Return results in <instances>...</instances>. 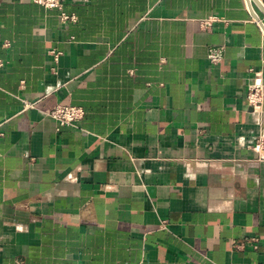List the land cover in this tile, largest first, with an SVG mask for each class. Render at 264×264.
<instances>
[{
    "label": "crops",
    "instance_id": "0c3cea01",
    "mask_svg": "<svg viewBox=\"0 0 264 264\" xmlns=\"http://www.w3.org/2000/svg\"><path fill=\"white\" fill-rule=\"evenodd\" d=\"M64 10L0 0V264H264V0Z\"/></svg>",
    "mask_w": 264,
    "mask_h": 264
},
{
    "label": "built area",
    "instance_id": "2783aa9c",
    "mask_svg": "<svg viewBox=\"0 0 264 264\" xmlns=\"http://www.w3.org/2000/svg\"><path fill=\"white\" fill-rule=\"evenodd\" d=\"M49 8H58L60 10V18L63 22L75 21L76 16L70 14L64 10V0H33ZM215 20V17H209L202 20V25L210 27V24ZM1 29V24H0ZM5 46L9 45V41H5ZM56 61H59L62 52L51 50L50 51ZM210 58L213 63L220 61L221 57L215 51L210 53ZM7 61L0 57V69L6 65ZM260 74V75H259ZM258 76L249 84V89L247 93V99L249 105L252 106L253 111H256L260 115L264 112V79L262 72H259ZM33 103L25 101L24 108L32 107ZM49 116L54 118L59 125H77L85 116V110L81 106L68 105V104H58L48 113ZM257 152H259V159H264V136L259 137L257 143L254 147ZM240 246V244H236ZM257 246V245H256Z\"/></svg>",
    "mask_w": 264,
    "mask_h": 264
}]
</instances>
